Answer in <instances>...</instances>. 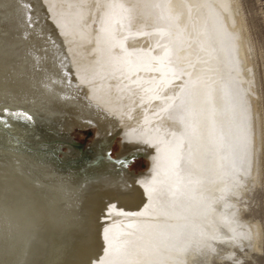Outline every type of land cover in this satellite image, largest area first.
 Wrapping results in <instances>:
<instances>
[{"label":"bare ground","instance_id":"6f19581e","mask_svg":"<svg viewBox=\"0 0 264 264\" xmlns=\"http://www.w3.org/2000/svg\"><path fill=\"white\" fill-rule=\"evenodd\" d=\"M240 8L0 0V109L93 128L98 157L77 178L0 154V264H223L260 245L240 202L262 146ZM133 157L148 166L130 178Z\"/></svg>","mask_w":264,"mask_h":264},{"label":"water","instance_id":"95a60500","mask_svg":"<svg viewBox=\"0 0 264 264\" xmlns=\"http://www.w3.org/2000/svg\"><path fill=\"white\" fill-rule=\"evenodd\" d=\"M90 130H87L88 136L93 135ZM92 143L81 151L82 146L72 143L67 134L37 114H29L21 109H0V154L32 168L62 171L78 178L90 166L98 163ZM63 148L65 151H62ZM73 148L81 152L74 153ZM127 173V177L135 178L142 172L136 175L129 171Z\"/></svg>","mask_w":264,"mask_h":264},{"label":"rangeland","instance_id":"374dc122","mask_svg":"<svg viewBox=\"0 0 264 264\" xmlns=\"http://www.w3.org/2000/svg\"><path fill=\"white\" fill-rule=\"evenodd\" d=\"M238 2L240 3V9L244 18L246 29L248 31L249 42L251 43L250 57L251 60L253 59L252 68L255 71L254 73H256L255 76L257 75L256 79L258 81V91L260 93L259 102L261 104L260 127L262 128V146L258 149H261L260 153L258 151V153L260 154L258 156L261 158V167L259 168L258 175L255 178L252 177L250 180L251 184L252 182H255L251 185L252 190L246 191L244 194H241L240 202L243 206H245L243 212L246 216V219H249V223L254 224V222H259L261 223L263 229L260 245L259 243L255 242L252 237H249L248 240L246 239L238 244L236 254H230V257L227 258L223 264H264V0H238ZM71 123L72 125H74L72 120ZM68 127L69 125H67V128ZM92 129L93 128H91L90 131L93 132V135L91 134L90 136H88V129L81 131L77 130L76 128L70 127V134L67 135V137L75 145L82 146V151L87 149L93 140L95 131L94 129ZM118 141L119 139L117 138L111 146L109 152V155L111 157H114L116 152L118 151ZM73 150L74 153L80 151L77 148H73ZM62 151H65V148H63ZM147 166L148 163L146 159L141 157H133L132 159H130V163L128 164L127 169L130 173L136 175L145 171ZM236 209L237 211L239 210L238 207H236Z\"/></svg>","mask_w":264,"mask_h":264},{"label":"snow or ice","instance_id":"6c2138e0","mask_svg":"<svg viewBox=\"0 0 264 264\" xmlns=\"http://www.w3.org/2000/svg\"><path fill=\"white\" fill-rule=\"evenodd\" d=\"M113 22L114 23H121L122 24V19L121 20L113 19ZM149 70H152V71H161V69H158V68L157 69H149ZM153 83H157V82L154 80ZM148 90L149 91H154L155 89H148ZM157 98H159V97H157ZM113 210H115L114 206H113ZM118 214L123 215L124 213L123 212H119ZM129 227H131V225H129ZM117 252H119V248H117Z\"/></svg>","mask_w":264,"mask_h":264},{"label":"flooded vegetation","instance_id":"af4514ba","mask_svg":"<svg viewBox=\"0 0 264 264\" xmlns=\"http://www.w3.org/2000/svg\"><path fill=\"white\" fill-rule=\"evenodd\" d=\"M68 121H71V119H68ZM70 125H72V123H70Z\"/></svg>","mask_w":264,"mask_h":264}]
</instances>
